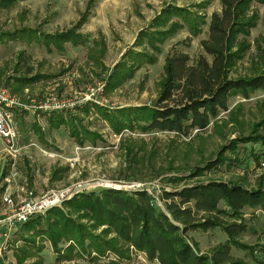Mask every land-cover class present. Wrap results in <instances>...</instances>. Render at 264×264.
I'll return each mask as SVG.
<instances>
[{
	"label": "rangeland",
	"instance_id": "1",
	"mask_svg": "<svg viewBox=\"0 0 264 264\" xmlns=\"http://www.w3.org/2000/svg\"><path fill=\"white\" fill-rule=\"evenodd\" d=\"M3 1L0 3L5 4ZM199 3L200 0H93L92 4L89 0H13L6 7L0 6V86L12 90L17 83L16 78L42 75L16 94L23 97L28 91L31 96L43 97L50 93L65 95L83 89L106 79L113 65L121 59V54L131 48L139 30L148 27L167 5L200 12L206 23L201 26L199 35L190 36L184 27L167 38L153 65L140 68L122 87L108 92L105 89L106 99L115 108H102L113 111L119 107L153 105L169 54L186 53L190 65L200 55L211 61L200 42L208 37L212 13L221 12V1L212 0L206 7L197 6ZM252 10L258 15L257 24L249 36L252 45L231 70V77L251 73L252 61L258 60L255 40L264 34V4L253 3ZM83 14H86V20L79 28L86 38L83 44L74 46L66 42L62 51L53 46L49 50L27 36L34 30L43 34L65 31L73 27ZM140 48L137 45V49ZM85 107H89L87 113L83 107L67 114L77 116L81 123L101 136L102 141L95 145H77L65 126L50 129L47 123L49 116L42 124L29 115L19 118L21 144L26 148L17 157V184L26 179L36 194L78 183L82 184L83 191L94 192L115 186L126 191L146 189L154 197L155 206L165 210L161 199L163 190L174 191L183 185L210 179L241 181L246 186H256L260 180L264 181V145L259 143L239 142L235 153L224 152L231 160L218 163L211 169L204 168L208 162L216 160L221 148L231 139L248 135L253 125L264 118V91H256L248 99L240 96L229 99V109L235 111L238 122H230L226 126L222 121L228 119V112H221L217 130L211 124L204 131L194 130L187 136L155 130H124L121 134H114L92 105ZM258 131L264 133V125L259 126ZM127 146L133 149L132 154L137 153L141 158L126 155L124 147ZM10 163L4 151V141L0 138V194L4 186L2 177L10 171ZM199 168L203 174L189 178V173ZM178 176L186 178L172 182L171 178ZM244 213L247 229L237 239L258 250L252 256L246 250L231 245L230 253L248 264H258L256 259L264 260V253L259 250L264 245V211L245 209ZM21 233L18 227L9 252L0 257V264H104L108 261H113V264H157L147 260L143 253L133 251L127 259H116L107 254L99 261L84 257L59 262L49 242L40 238H37V245H41L42 250L35 253L32 246H28L35 254L19 262L20 249L26 246ZM186 237L197 244L201 253H210L228 241L220 228L191 230Z\"/></svg>",
	"mask_w": 264,
	"mask_h": 264
},
{
	"label": "trees",
	"instance_id": "2",
	"mask_svg": "<svg viewBox=\"0 0 264 264\" xmlns=\"http://www.w3.org/2000/svg\"><path fill=\"white\" fill-rule=\"evenodd\" d=\"M211 1L200 0L197 6L206 7ZM220 1L221 12L212 13L208 37L200 42L211 61L200 55L190 65L186 53L174 52L165 59L164 76L153 105L119 107L113 111L93 106L112 133L155 130L187 136L194 130L204 131L211 124L217 130L221 112H228V119L222 121L226 126L230 122H238L235 111L229 109L230 98L240 96L248 99L256 91H264V34L255 40L258 60L252 61L251 73L230 76L231 70L252 45L249 36L258 19L252 10L253 3L264 4V0ZM3 2L5 4L0 3V6L6 7L13 0ZM92 3L93 0H89V4ZM200 14L180 6L164 7L148 27L138 32L131 48L113 65L106 78V91L122 87L140 68L153 65L161 45L179 29L186 27L190 36L199 35L201 26L206 23ZM85 20L86 14H83L73 27L65 31L43 34L34 30L27 36L49 50L53 46L62 51L66 42L74 46L85 42V35L79 31ZM137 45L141 48L137 49ZM41 76L16 78L12 91L16 93ZM82 110L87 113L89 107ZM47 123L50 129L67 127L70 137L79 146L102 141L96 131L90 130L72 114H52ZM261 125H264V118L253 125L248 135L231 139L221 148L216 160L208 162L204 168L211 169L218 163L231 160L224 152L235 153L239 142L264 145V133L258 131ZM124 148L126 155L141 158L137 153L132 154L131 147ZM201 174L199 168L188 176L194 178ZM184 178L178 176L171 180L175 183ZM161 199L165 210L155 206L154 197L146 189L126 191L110 187L99 192L75 194L61 206L53 207L20 226L26 246L20 249L22 255L18 256V261L42 250V246L37 245V238L49 242L59 262L84 257L99 261L107 254L116 259H127L133 251L143 253L147 260L157 264H248L231 255L230 246L244 249L252 256L257 252L256 247L237 238L247 229L245 209L264 211V181L260 180L256 186H246L241 181L210 179L183 185L174 191L163 190ZM213 228L222 229L228 241L210 253H201L197 244L186 237L188 231ZM28 246H32L35 253ZM259 250L264 253V245ZM256 262L264 264L262 259H256ZM104 264H113V261Z\"/></svg>",
	"mask_w": 264,
	"mask_h": 264
},
{
	"label": "built area",
	"instance_id": "3",
	"mask_svg": "<svg viewBox=\"0 0 264 264\" xmlns=\"http://www.w3.org/2000/svg\"><path fill=\"white\" fill-rule=\"evenodd\" d=\"M105 89L106 79H102L65 95L50 93L34 97L26 91L22 97L8 87L0 86V138L4 141L5 154L11 160L10 171L3 176V181L10 185L19 176L16 160L26 148V145L21 144L22 134L18 126L20 117L29 115L35 122L42 124L46 116L75 112L86 105L115 108L106 99ZM83 190L82 184L78 183L49 189L43 194H36L26 186H22L15 196L10 191L4 193L3 206L0 208V257L9 252L13 234L18 227L35 216L44 215L53 207L61 206L64 201Z\"/></svg>",
	"mask_w": 264,
	"mask_h": 264
},
{
	"label": "crops",
	"instance_id": "4",
	"mask_svg": "<svg viewBox=\"0 0 264 264\" xmlns=\"http://www.w3.org/2000/svg\"><path fill=\"white\" fill-rule=\"evenodd\" d=\"M140 31V30H139ZM135 39L136 38H134L133 39V41H135ZM133 43V42H132ZM131 45V44H130ZM123 54V53H122ZM121 54V55H122ZM16 165H17V160H16ZM3 178V177H2ZM19 177H17V179L12 183V184H10V185H7L4 181V186H2L1 187V189H2V191H1V194H0V208L3 206V204H2V197H3V195H4V193H6L7 191H10V192H12L13 194H14V196L15 195H17L19 192H20V189H21V187L22 186H26L27 188H29V189H31L28 185L29 184H27L26 182H25V180L24 181H20V184H17V180H19L18 179Z\"/></svg>",
	"mask_w": 264,
	"mask_h": 264
}]
</instances>
